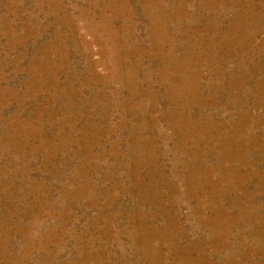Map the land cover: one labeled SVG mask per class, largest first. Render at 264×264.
<instances>
[{
    "label": "rangeland",
    "instance_id": "rangeland-1",
    "mask_svg": "<svg viewBox=\"0 0 264 264\" xmlns=\"http://www.w3.org/2000/svg\"><path fill=\"white\" fill-rule=\"evenodd\" d=\"M0 264H264V0H0Z\"/></svg>",
    "mask_w": 264,
    "mask_h": 264
}]
</instances>
